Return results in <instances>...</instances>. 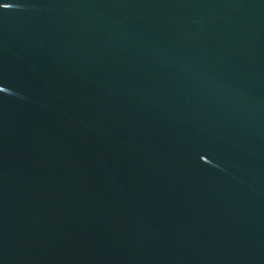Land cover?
I'll return each instance as SVG.
<instances>
[{"label":"water","instance_id":"1","mask_svg":"<svg viewBox=\"0 0 264 264\" xmlns=\"http://www.w3.org/2000/svg\"><path fill=\"white\" fill-rule=\"evenodd\" d=\"M0 264H264V0H0Z\"/></svg>","mask_w":264,"mask_h":264}]
</instances>
